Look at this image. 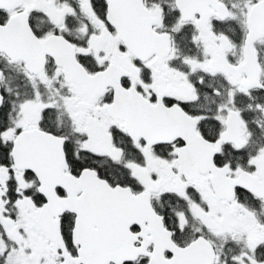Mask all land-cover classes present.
<instances>
[{
	"label": "snow or ice",
	"instance_id": "6c2138e0",
	"mask_svg": "<svg viewBox=\"0 0 264 264\" xmlns=\"http://www.w3.org/2000/svg\"><path fill=\"white\" fill-rule=\"evenodd\" d=\"M0 264H264V0H0Z\"/></svg>",
	"mask_w": 264,
	"mask_h": 264
}]
</instances>
